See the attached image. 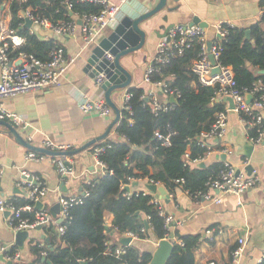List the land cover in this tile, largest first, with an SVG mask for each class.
<instances>
[{
	"label": "crops",
	"instance_id": "obj_1",
	"mask_svg": "<svg viewBox=\"0 0 264 264\" xmlns=\"http://www.w3.org/2000/svg\"><path fill=\"white\" fill-rule=\"evenodd\" d=\"M10 1L4 0L1 7L8 19L11 16L8 9ZM107 1L117 6L115 22L99 32L97 42L106 36L124 15L140 14L151 8L157 0ZM166 5L174 9L167 11L163 8L151 16L148 19L150 28L142 24L148 29L152 27L155 33H150L139 50L121 59L122 64L131 74L129 87H143L146 95L153 91L156 94L163 93L159 88L145 82L144 75L155 53L156 43L163 36L168 25L189 24L191 17L196 15L207 23L204 27L206 36L212 39L217 23L229 22L248 27L261 13L258 0H167ZM37 29L36 34L39 37L56 41L64 48L65 55L74 59L67 64L57 85L5 96L1 101L6 109L23 118L24 126L18 124L16 128L29 143L42 147L41 141L47 137L56 143L69 145L72 153L48 154V156L68 157L75 171V177L65 181L48 157L41 160L25 159L24 155L30 149L16 141L7 129L0 125V193L7 198L23 197V189L17 186L22 172L38 176L48 190L40 201L41 206H36L35 203V208L43 206L51 211L57 204L60 194H80L88 181L104 173L105 170L95 163L92 149L106 139L117 138V134L113 126L102 139L81 148L91 139L99 137L114 118V113L109 118H103L96 111L85 112L79 107L85 98L97 100L103 97V90L95 84V78L86 68V61L95 43L81 48L82 38L79 30L73 36L61 38L53 33L51 37L41 35ZM160 80L165 82L163 79ZM124 92L125 89H115L111 93L112 100L120 109ZM166 97L168 96L163 93L159 100L164 102ZM226 104L229 107L227 101ZM238 136L248 140L243 122L239 115L231 110L227 114L226 133L220 144L232 147L234 154L230 159L239 165L246 156L237 153L240 148L236 143ZM219 158L213 154L205 164L219 161ZM248 160L247 165H251V171H256L260 177L258 184L239 195L225 194L218 203L190 196L180 187H176L170 193L166 191V200L156 191L165 212L171 214L174 219L169 234L173 235L174 239H176L175 233L200 235L201 240L194 250L196 264H231V251L236 247L237 239L241 236L245 239V247L240 263L257 264L261 260L264 253V139L261 144L253 146ZM247 165L243 166L245 173H247L245 169ZM127 187L131 191H140L146 187V184L143 181H132L130 187ZM54 213L52 216L59 219V212L54 211ZM111 219L112 215L106 216L105 222L108 227ZM207 229L210 230V234H206ZM15 232L9 225L7 214L0 211V246L5 245L9 248L16 246L15 249L20 254L18 261L3 258V261L0 260L2 264H31L34 255L29 250V241L38 240L41 245L43 242L47 243L46 239L49 242L52 234L56 233V226L54 223H49L40 229H30L29 236L22 246L15 244ZM148 234L146 238H139L134 234L129 235L126 231L118 232L109 227L106 237L114 243L128 239V245L152 253L156 248L157 238L150 228Z\"/></svg>",
	"mask_w": 264,
	"mask_h": 264
},
{
	"label": "trees",
	"instance_id": "obj_2",
	"mask_svg": "<svg viewBox=\"0 0 264 264\" xmlns=\"http://www.w3.org/2000/svg\"><path fill=\"white\" fill-rule=\"evenodd\" d=\"M61 0H11L8 6L11 26L25 35L27 43L23 49L40 59L47 58L51 38H41L36 33H29L25 24L19 26L22 19L19 13L25 8L35 9L41 16L50 17L52 21L68 18V11ZM4 0H0L2 7ZM261 8L259 17L248 27L222 23L225 30L223 37L216 39L218 58L223 65L230 66L238 87L251 89L254 83H264V0H258ZM101 8L93 1H74L73 11L97 13ZM249 29V37L245 30ZM199 44L193 40L183 54L166 64L161 74H153L152 79H163L179 93L174 101L165 98L171 108L154 111L143 87L130 86L129 109H120V117L114 124L117 134L115 139H106L101 145L103 151L98 158L105 164L103 174L94 179L93 185H87L89 194L83 202L74 205L66 219L62 234L57 231L51 240L41 245L38 240L29 241V250L34 255L31 264H119L120 259L104 253L103 240L108 228L118 232L128 231L139 238H146L150 228L157 239L164 238L167 230L163 217L158 214L156 206L149 202V195L140 191L124 196L122 184L129 178L148 175L158 181L166 191L173 192L176 187L194 194L206 190V181L214 177L222 166L220 161H213L201 166L192 161L205 152L198 136L209 130L215 113L225 106L222 100H214L215 86L200 84L191 71V62L197 57ZM260 92H256L258 95ZM163 93H158L161 97ZM170 135L169 145L161 144V139L154 132ZM188 153L185 159V153ZM183 178L181 184L174 179ZM14 203L22 204L28 200L23 197L11 198ZM54 215V211H50ZM24 216L32 217L31 213ZM112 215L109 227L106 216ZM144 221H147L148 228ZM182 245L173 241V249L166 264H196L194 250L201 240L198 234H174ZM12 246L9 252H13ZM44 252V254H43ZM49 260H42V257ZM151 251L138 250L127 246L122 259L125 264H147ZM257 264H264V253Z\"/></svg>",
	"mask_w": 264,
	"mask_h": 264
},
{
	"label": "built area",
	"instance_id": "obj_3",
	"mask_svg": "<svg viewBox=\"0 0 264 264\" xmlns=\"http://www.w3.org/2000/svg\"><path fill=\"white\" fill-rule=\"evenodd\" d=\"M24 2L25 0H18ZM76 0H61L60 3L68 11L67 19L52 21L50 17L41 16L35 9L30 7L25 8L19 13L22 19L19 26L25 24L26 19L31 21V26L28 27L29 33H36L37 28L50 29L53 34L58 37L65 38L73 36L77 30L81 32L82 47L90 44H97V36L99 32L106 26L115 22V14L117 6L107 0H88L99 3L100 10L97 13L83 12L79 14L73 11V2ZM86 1V0H78ZM80 20V23L78 22ZM10 19L7 18L4 10L0 7V118L6 117L12 119L16 125L24 123L23 118L17 113L5 108L1 99L5 96H14L21 92H26L44 87H53L59 83V78L65 70L68 63L73 61V57L65 55L64 48L56 41L52 40L51 46L47 51V58L40 59L34 54L23 49L27 43L25 35L18 32V26H11ZM221 23L215 25V33L212 39H208L206 31L200 24H182L177 23L172 25L166 34L159 38L156 43L155 53L151 63L147 66L144 81L152 86L159 88L166 96L172 95L174 98L179 91L175 87L169 86L160 79H152L153 74L161 73L163 67L173 59L179 58L183 52L190 46L193 40H196L200 46L197 57L191 62V71L196 76L197 81L205 86H215L214 100H222L226 103V97H230L233 101V108H229L227 104L215 113L214 121L207 131L199 134L198 140L205 147V152L194 159L192 163H206L210 156L216 154L218 157L223 154L224 159L219 158L222 163L221 168L214 177H209L206 181V190L203 192L197 191L188 195L195 198L201 197L203 200L220 202L221 197L225 194L239 195L245 190L256 186L260 180L256 171L245 173L243 166L249 163V157H245L238 165L230 159L233 156L232 147L220 144L226 133L227 114L229 111H235L243 122L247 131V139L252 145L261 144L264 139V83H254L251 89L247 87H238L234 78L233 71L230 66L223 65L218 58V46L216 39L225 35V30ZM229 23V22H225ZM233 25L232 23H229ZM210 41L208 49L207 42ZM212 55L214 63L210 59ZM109 57V55H108ZM217 68L218 71L213 72ZM104 80V75L99 73L95 77V84L100 86ZM260 92L256 95V92ZM250 94L251 100L246 99V95ZM131 93L128 90L122 95L121 108L129 109V100ZM151 102L154 111L167 110L171 105L167 102H161L157 94L153 91L146 96ZM79 107L82 111H96L101 117L109 118L113 111L112 108L105 102L103 97L97 100L85 98ZM173 130H168L166 134H161L155 131L154 134L161 139V144L169 145V137L173 134ZM28 139H30L28 137ZM41 146L50 150L66 151L69 150V145L56 143L50 138H43ZM104 146L99 144L93 147L92 156L97 165L103 170L106 169L105 164L98 158L103 151ZM185 159L188 153L185 154ZM48 157L56 166L58 173L65 180L69 181L75 177V171L68 157L48 156L43 152L28 150L25 153V159L41 160ZM50 157V158H49ZM221 159V160H220ZM246 169V166H245ZM1 176V169H0ZM132 181H143L145 184L161 185L158 181L153 180L148 175L138 178H129L128 183L122 184L125 190L123 195L130 196L134 191L128 190L125 186L131 185ZM175 183L181 184L183 178L174 179ZM94 179L86 183L93 185ZM17 186L23 189V196L28 200L22 204H16L11 198H7L0 193V211H7V219L10 227L14 231L23 229H34L36 226H44L49 223H54L56 231L62 234L65 229L63 222L70 218V209L77 204L83 202V198L89 194V189L85 186L80 194L62 195L57 199L59 207V219L54 218L47 207L35 208V203L42 200L47 192L46 184L38 176L29 175L22 172V176L17 182ZM139 192V191H135ZM143 195H149V202L156 206L158 214L163 217V224L167 230L164 238L171 242L182 245V241L174 239L173 235L169 234V228L173 222V216L165 212L162 201L157 192H152L148 188L140 190ZM24 213H31L33 216H24ZM60 220V221H59ZM129 235L133 233L126 231ZM206 234H210V230H206ZM238 244L231 251V264H241L240 259L245 247V239L241 236L237 239ZM128 244L114 243L108 237L103 240L104 253L113 255L120 259L119 264H125L122 259L126 253ZM9 247L0 246V254L4 259L18 261L20 254L16 249L9 252ZM44 254V252H43ZM84 262L83 260L81 263ZM0 264L2 262L0 261ZM212 264V263H208Z\"/></svg>",
	"mask_w": 264,
	"mask_h": 264
},
{
	"label": "water",
	"instance_id": "obj_4",
	"mask_svg": "<svg viewBox=\"0 0 264 264\" xmlns=\"http://www.w3.org/2000/svg\"><path fill=\"white\" fill-rule=\"evenodd\" d=\"M167 0H157L156 3L149 8L148 10L140 13L131 15H124L113 27V29L104 37H102L97 44H95L91 50V53L86 61V68L90 70V75L94 78L99 74L102 73L104 75V80L100 84L101 89L103 90V98L105 102L112 108L114 113V118L108 124L105 131L96 138L91 139L81 148H85L86 146L93 144L96 140L102 139L111 127L117 122L120 117V108L115 104V102L111 98V93L113 90H120L125 89L127 90L131 80L130 72L124 67L121 62V59L137 50H139L144 43L146 42L147 38L149 37L150 33H155L153 28L148 29V19L158 13L160 10L165 8L167 11H171L174 7H169L166 5ZM80 23V20H78ZM144 23L145 26L143 27L142 24ZM190 25L193 24H200L203 27L207 26V23L202 21L198 16L194 15L191 17L189 22ZM25 25L27 27L31 26V21L26 19ZM172 25H168L166 27L165 33ZM37 31L41 35H46L48 37L52 36V31L46 28H38ZM249 29L245 30V36L249 37ZM208 49L210 48L211 44L210 41L207 42ZM109 55V57H108ZM210 59L212 63H214L212 55H210ZM218 71L217 68L213 69V72ZM260 72L264 73V69H261ZM251 95L247 94L246 99L251 100ZM170 101H174L173 96H170ZM228 102L229 108H233V101L230 97L225 98ZM145 100H148V97H145ZM0 125L4 126L7 131L15 138L16 141L26 146L28 149L43 152L49 155H57L63 153H72L71 150L66 151H59V150H50L44 147L35 146L29 143L27 140L23 138V136L18 132L17 126L12 119L3 117L0 118ZM237 145L240 147L237 150V153H240L243 156L250 157L251 152L253 150V145L251 142L246 140L245 138L238 136L236 140ZM219 157L224 159V155L220 154ZM201 166L204 163H200ZM252 167L251 165L246 166L247 173H250ZM146 187L151 190L152 192L158 191L165 200L167 199L166 190L162 185L156 186L155 184H146ZM127 189V185L125 186ZM41 202H36V206H41ZM52 210L55 212H59L58 204L52 207ZM7 214V211L5 212ZM60 221V220H59ZM145 227L148 228L147 221H144ZM42 226H36L35 229H40ZM29 236V230L23 229L15 232V244L18 246H22L24 240ZM127 240H122V244H128ZM47 245L48 239H46ZM156 248L151 253V258L147 264H166L171 251L173 249V243L167 238L156 239ZM0 260H4L0 254ZM42 260H46L44 256ZM81 264H87L86 262H82Z\"/></svg>",
	"mask_w": 264,
	"mask_h": 264
}]
</instances>
